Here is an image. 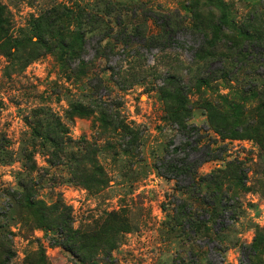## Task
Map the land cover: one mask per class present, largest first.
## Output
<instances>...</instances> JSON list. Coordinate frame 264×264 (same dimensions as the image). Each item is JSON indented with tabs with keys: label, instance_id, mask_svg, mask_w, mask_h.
I'll return each mask as SVG.
<instances>
[{
	"label": "rangeland",
	"instance_id": "1",
	"mask_svg": "<svg viewBox=\"0 0 264 264\" xmlns=\"http://www.w3.org/2000/svg\"><path fill=\"white\" fill-rule=\"evenodd\" d=\"M0 8V264H264V0ZM231 165L243 189L205 185Z\"/></svg>",
	"mask_w": 264,
	"mask_h": 264
},
{
	"label": "trees",
	"instance_id": "2",
	"mask_svg": "<svg viewBox=\"0 0 264 264\" xmlns=\"http://www.w3.org/2000/svg\"><path fill=\"white\" fill-rule=\"evenodd\" d=\"M0 21L2 23V27H7L8 26V19H6L5 16V12H3V9L0 8ZM37 31H42L41 29H37ZM36 31V35L38 36V33ZM46 34L52 36L53 35V31L52 29H48L46 31ZM175 92H177V90H175ZM178 99V97H177ZM177 99H175L174 105H178V103L180 104V101H178ZM72 113L71 116H77L79 118H91V111L83 106H79V105H72L71 107ZM169 114L171 116V118L173 120H175L178 125L179 128L184 129L186 126L183 125V122H180L176 115L177 113V108L175 106L169 107ZM93 122H98L100 128H108L109 130H111L113 133L119 132L120 136L122 137H127L129 138L126 145H133L135 142H137L138 140V134L136 132H133L132 130H130L127 126L124 125L123 121L121 119H119V116L114 113L113 111H110V114L105 113L104 111L100 110L99 112V118L98 119H94ZM92 122V123H93ZM59 130L61 129V126L58 125ZM48 141H51L52 144H56L57 145V139L55 137H53L52 135H49V137L47 136L46 138ZM125 152V150H124ZM72 160L74 166H75V170L76 172L82 176V180L83 181H95L98 177H100L101 175V171L99 170V168H97L94 165V162L91 160L86 159H81V158H69ZM89 161L92 166L90 165V163H88L87 161ZM86 165L88 166V168H86ZM167 171L176 175L179 174H191V172L189 170H187L185 167H176V166H169L167 167ZM194 176V173L193 175ZM222 179H228L230 181H234L235 184L233 185L234 187H238L240 189L244 188V185L240 183V181L243 180V174L241 172V168H239V166H229V168L225 171H218L217 176L212 177L210 182H205V185H207L208 187L212 186H221V182L220 180ZM211 211H210V215H209V220H214L216 219V217H218L217 215V211L215 209V205H212L210 207ZM202 224H206L205 222H199L197 223V226H194V224H191V230L193 231V233H196L198 235V230H200V226ZM207 232V229L206 231ZM203 234H206V233ZM96 233V232H95ZM88 234V233H87ZM94 234V233H93ZM82 237L86 238V237H90V236H84L81 235ZM75 248V250L77 252H84V245L80 244V243H76L73 245Z\"/></svg>",
	"mask_w": 264,
	"mask_h": 264
}]
</instances>
